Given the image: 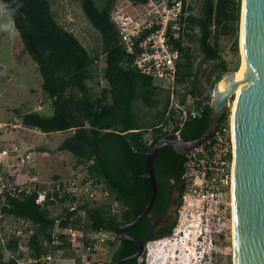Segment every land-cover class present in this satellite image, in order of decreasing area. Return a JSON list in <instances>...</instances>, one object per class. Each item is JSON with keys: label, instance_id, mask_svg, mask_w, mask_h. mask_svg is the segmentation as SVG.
Returning <instances> with one entry per match:
<instances>
[{"label": "trees", "instance_id": "obj_1", "mask_svg": "<svg viewBox=\"0 0 264 264\" xmlns=\"http://www.w3.org/2000/svg\"><path fill=\"white\" fill-rule=\"evenodd\" d=\"M0 1L19 33L18 48L30 54L38 64L43 78V91L51 97L54 107L52 114L40 110L24 113L23 124L46 133L73 130L58 145V149L73 153L76 165H84L91 175L98 177L111 191L113 200L110 203L83 202L73 210L65 206L63 212L58 214L62 216V226H81L84 215L80 210H84L89 218L87 229L109 230L120 241L114 247L112 262L135 253L139 245L121 237L120 226L133 220L153 193L152 185L144 175L146 155L153 144L164 136H201L209 124L210 102L197 117L184 123L175 122L173 128L163 125V122L174 120L175 109L169 111L170 94L165 93V89L159 86L154 77L132 65L121 41L120 29L113 18L116 0H105L102 6L96 0H81L87 18L101 34L102 52L106 59L104 77L108 85H104L96 96L92 95L88 81L98 76L96 62L99 55H93L76 33L58 20L52 0ZM240 14L241 0H203L199 13L188 17L190 31L187 35L190 37L198 30L197 40L204 61L219 59L218 67L223 72L229 66L223 58L220 39L222 36H232L233 50L239 51ZM175 43L182 51L177 72V82L180 83L196 73L192 69L191 46L182 45L181 40ZM197 91L196 88L190 90L195 97ZM139 101L158 109L156 120L148 121L138 113ZM201 105L202 100L197 99V106ZM228 114L222 116L221 122ZM149 128L155 131L150 140L145 136ZM184 159L185 155L177 153L171 145L157 150L154 156L158 183L156 201L164 192L162 175L174 174L180 184L177 207L183 189ZM36 196L25 191L19 194L7 193L6 203L0 208L6 214L33 223L34 232L30 244L34 249L33 254L40 256L48 252L42 242L44 239L52 240L56 214L52 209L38 204ZM64 200L61 199L62 202ZM114 203H118L117 210L113 207ZM174 223L175 218L168 229L154 236L149 234L150 223H146L143 218L139 223L126 228V231L139 238L138 228L144 225L146 242L169 235ZM86 243L91 244V240L87 238ZM17 244L18 240L12 239L8 246L14 248ZM111 244L115 246V241H111ZM58 246L62 245L58 244L54 248ZM137 261L135 257L121 264H138ZM0 264L17 263L14 259L5 261L3 249H0Z\"/></svg>", "mask_w": 264, "mask_h": 264}, {"label": "built area", "instance_id": "obj_2", "mask_svg": "<svg viewBox=\"0 0 264 264\" xmlns=\"http://www.w3.org/2000/svg\"><path fill=\"white\" fill-rule=\"evenodd\" d=\"M133 2L130 4V11L116 5L113 18L120 29L121 41L132 65L154 77L159 86L170 94L169 111L175 109L171 126L173 128L175 122L184 123L199 116L204 106L209 103L203 102L198 107L197 104L187 105L175 100L178 89V64L182 57V51L175 42L181 40L182 45L187 44V33L190 31L188 17L197 14L196 8L192 0ZM234 95L236 94L232 97ZM232 104L233 102L229 105L227 118L220 122L213 136L185 154L183 189L176 207L175 223L169 235L147 243L148 254L152 241L174 239L184 249V256L191 264H216L227 243L232 241L234 244L235 138ZM8 154L9 149L2 148L0 144V166L2 158ZM83 169V175L76 173L67 178L53 177L52 180H42L36 174H31L26 185L0 183V207L6 203L7 193L19 194L22 191L36 194V202L52 211L55 205L59 204L63 208L68 206L73 210L83 202H97L104 196L107 199L112 198L107 185L91 175L86 167ZM62 198L65 199L63 202ZM114 205L118 206V203ZM2 212L0 208V215ZM58 214L52 228V240L44 239L42 242L48 252L40 256L33 254L34 249L30 244L34 232L33 223L12 215L19 220L30 222V233L28 232L27 240L23 238L22 231H15L16 233L7 238L3 249L4 260L14 259L17 264H58L68 252L77 253L78 258L87 256L84 251L89 245L86 243L84 223L78 227H63L62 216ZM95 232L102 235L95 238L98 243L105 242L112 234L109 230ZM12 239L18 240L14 248L8 246ZM58 244L62 246L54 248Z\"/></svg>", "mask_w": 264, "mask_h": 264}, {"label": "rangeland", "instance_id": "obj_3", "mask_svg": "<svg viewBox=\"0 0 264 264\" xmlns=\"http://www.w3.org/2000/svg\"><path fill=\"white\" fill-rule=\"evenodd\" d=\"M96 1L98 5L102 6L105 0ZM192 1L196 8V13H199L203 0ZM52 2L58 20L67 28L73 30L93 55H99L96 62L98 76L96 79L88 81L92 95H99L102 87L108 85V81L104 77L106 59L105 54L102 52L100 32L87 18L82 8L81 0H52ZM131 2L133 1L116 0V5H120V8L130 11L132 10ZM242 6L243 0H241L239 51L235 52L233 50L232 36H222L220 39L222 55L228 62V70L239 68L242 62L240 44ZM197 35L198 30L191 34L187 42V45H190L192 48V69L196 75L184 82L178 83V89L175 93V100L182 101L184 99V103L187 105H196L197 99L202 100V103H211L214 85L223 74V71L218 67L219 59L204 61ZM19 37L12 17L4 11L0 1V144L2 148L6 147L9 149V154L2 158L0 183L26 185L31 174H36L42 180H52L55 175L64 178L71 177L76 173L83 175L85 173V169H83L85 166L76 165V157L73 153L68 150L58 149V145L73 130L46 133L39 128L26 126L22 122V115L30 110H40L42 113L52 114L54 107L51 97L43 91V78L38 64L30 54L21 52L18 48ZM192 88L198 90L196 97L190 92ZM165 93L167 94L168 92L165 90ZM236 97L237 95L232 97V107H234ZM41 104L43 105L39 108ZM137 111L148 121L157 119L158 109L148 107L140 101L137 104ZM163 125L171 128L172 121L163 122ZM154 133V129L149 128L145 136L150 140L153 138ZM110 202H112V198L107 199L104 196L97 202H93V204ZM113 207L115 210L119 208L116 205ZM61 212H63V206L60 204L55 205L53 213L57 214ZM81 212L84 215V231L87 238L91 240L88 249L86 248L84 251L87 256L78 258L77 253L68 252L63 259L58 261V264H107L114 250L111 241H116L115 236L112 233L103 244H99L95 238L102 235L87 229L86 226L89 223V218L87 213L82 210ZM2 213L0 215V249L5 248L4 245L7 242V238L17 231H22L23 238L27 240L31 223L19 220L4 212ZM92 237L94 239H91ZM175 244L176 248H174ZM233 245L232 241L227 243L224 252L220 255L216 264H235ZM165 248L168 249L166 250L167 252L163 250ZM177 248L179 249L180 245L174 239L152 241L149 245V254L148 248H146L142 259L143 263L150 264L152 254L153 257L158 255L167 256L171 249L174 251L173 257H178L180 254L177 255ZM158 261L162 263V259ZM176 261L178 264H184L179 258ZM171 263L175 264L176 262L171 260Z\"/></svg>", "mask_w": 264, "mask_h": 264}, {"label": "water", "instance_id": "obj_4", "mask_svg": "<svg viewBox=\"0 0 264 264\" xmlns=\"http://www.w3.org/2000/svg\"><path fill=\"white\" fill-rule=\"evenodd\" d=\"M244 64L242 79L236 70H226L216 81L210 103L209 124L195 138L164 136L148 151L144 175L153 193L143 210L131 221L120 226V236L139 244V249L114 264L139 257L143 243L126 228L139 223L149 212L158 193L154 171V156L158 149L171 145L185 155L209 140L221 118L229 110L231 97L240 84H245L233 110L235 138V264H264V0H245ZM226 78V85L220 82Z\"/></svg>", "mask_w": 264, "mask_h": 264}, {"label": "flooded vegetation", "instance_id": "obj_5", "mask_svg": "<svg viewBox=\"0 0 264 264\" xmlns=\"http://www.w3.org/2000/svg\"><path fill=\"white\" fill-rule=\"evenodd\" d=\"M162 182L164 186L163 189L164 192L162 197L159 199V201H156L155 199L154 201L155 206L153 203L149 212L144 217L146 219V223H150L151 230L149 234L154 236L158 235L159 232L166 230L168 229V227L171 226L176 215V203L180 191V184L177 181V178L174 174L164 173L162 175ZM143 226L144 225L138 228L140 233V237L138 239L143 243L145 250L142 252V254L139 257H137L138 264H144L142 259L146 251L147 243L149 242V241L144 242L146 233L143 231ZM115 240L116 243L114 247L116 248L120 244V241L116 239V236H115ZM109 262H110L109 264H114L116 262V261L112 262V255Z\"/></svg>", "mask_w": 264, "mask_h": 264}, {"label": "bare ground", "instance_id": "obj_6", "mask_svg": "<svg viewBox=\"0 0 264 264\" xmlns=\"http://www.w3.org/2000/svg\"><path fill=\"white\" fill-rule=\"evenodd\" d=\"M242 10H243V12H242V24H241V26H242V28H241V43H240V44H241V53H242V62H241L240 67L238 68V70H236V79H237V80L242 79L243 74H244V71H245V64H244V49H243L244 22H245V0H243ZM225 85H226V78H224L223 80H221V82H220V88H224ZM244 85H245V84H240V85L237 87L236 91H235L237 97H236V101H235V103H234L233 110H234V108L236 107L237 100H238V98H239V96H240V94H241V91H242ZM233 238H234V255H235V243H236V220H235V225H234V236H233ZM168 245H169V244H168ZM162 246H163V245H162ZM177 246H178V245H177ZM168 247H169V246H168ZM168 247H167V248H168ZM174 248H176V244H175ZM172 249H173V248H172ZM172 249H171L169 255H167V256H164V255H158V256L152 257V259H151V263H150V264H162V263H164V264H169V263L171 262V260L178 258V257H176V256L173 257L174 251H173ZM163 250H165V252H167L166 250H168V249L165 248V249H163ZM177 250H179V249L177 248ZM172 251H173V253H172ZM171 253H172V254H171ZM160 254H161V253H160ZM165 255H166V254H165ZM152 256H153V255H152ZM172 257H173V258H172ZM171 258H172V259H171ZM161 259H162V263H160V261H158V260H161ZM175 262H176L175 264H178L177 261H175ZM181 262H182V261H181Z\"/></svg>", "mask_w": 264, "mask_h": 264}, {"label": "clouds", "instance_id": "obj_7", "mask_svg": "<svg viewBox=\"0 0 264 264\" xmlns=\"http://www.w3.org/2000/svg\"><path fill=\"white\" fill-rule=\"evenodd\" d=\"M178 254H180V256ZM181 254H183V255H181ZM177 255H178V258L180 260H182L184 264H191V261H189V259L184 256V249L182 247L179 248ZM173 260L176 261L177 258L173 259ZM169 264H172V263L170 262Z\"/></svg>", "mask_w": 264, "mask_h": 264}, {"label": "crops", "instance_id": "obj_8", "mask_svg": "<svg viewBox=\"0 0 264 264\" xmlns=\"http://www.w3.org/2000/svg\"><path fill=\"white\" fill-rule=\"evenodd\" d=\"M54 9V8H53Z\"/></svg>", "mask_w": 264, "mask_h": 264}]
</instances>
